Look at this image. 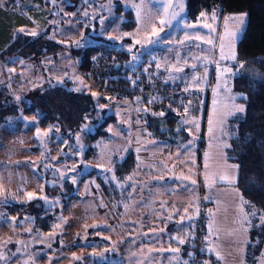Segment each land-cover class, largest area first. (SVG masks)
Listing matches in <instances>:
<instances>
[{"label":"rangeland","instance_id":"374dc122","mask_svg":"<svg viewBox=\"0 0 264 264\" xmlns=\"http://www.w3.org/2000/svg\"><path fill=\"white\" fill-rule=\"evenodd\" d=\"M64 3L59 0L51 5L46 30L52 40L67 49L77 42H92L93 36L98 35L126 53L123 66L131 68L143 61L153 62L156 64L153 69H159L166 81L172 77L171 82L183 87H207L210 83L211 88L207 102L201 97L198 113L182 114L186 140L181 145L182 159L178 156L175 161L166 154L177 148L172 145L177 141L168 144L143 129L144 117L148 115L143 111L145 106L129 97H111L92 84L79 86L81 78L76 60L68 51L43 58V62L48 60L42 67L30 66L19 59L1 64L0 83L10 84L16 99L26 98L33 81L39 77L60 76H64L59 80L66 88L72 86L103 99L96 102L94 118H87L75 129H63L55 124L42 126L35 114L21 112L0 123V264H90L92 260L121 264H183L185 261L187 264H264L261 221L264 214L233 186L236 164L228 154V140L243 114L237 109L244 108L240 101L244 94L235 88L233 79L237 75L264 78L254 66L238 61L236 56L231 59L245 24V13L220 16L216 10L189 20L185 0H82L69 9L63 8ZM117 5L121 8H116ZM124 9L132 14L125 15ZM128 19L134 24L123 27ZM154 30L158 35L153 34ZM106 114L114 115V120L103 128L104 137L91 141L88 133ZM189 127L195 130L190 133ZM178 128L179 124L173 127L175 131ZM180 137L181 133L177 132L173 138ZM153 143L159 145L153 148L156 151H148ZM87 147L95 149L90 156L83 155ZM129 150L134 155V168L128 174L112 173L113 163ZM183 163L193 181L197 175L201 180L188 189L185 198L194 204L195 213L201 196L207 207L202 242L196 248L203 255L195 258L190 247L195 245L189 222L193 217L185 228L182 209L174 216L173 210L160 213L166 209V196L160 188L150 187L144 192L140 189L142 182L137 181L147 173L154 174V167L155 173L179 177L184 174ZM91 168L97 169L105 183L111 181L115 188L112 192L115 208L96 176L80 178ZM64 180L74 185L73 192L78 198L62 208L46 230L34 231L27 213L17 218L5 208L9 201L25 202L29 193L43 196L44 183L60 185ZM161 185L166 188V180ZM173 192L172 197L176 195ZM55 200V197L44 199L47 205ZM31 207L34 203L28 211ZM150 207L155 214L147 231L149 235L138 236L130 229L132 220L142 217L136 208ZM252 212L257 215L253 216ZM172 216L180 223L175 231L166 227ZM169 234L176 235L171 238ZM181 239L185 241L183 244L179 243Z\"/></svg>","mask_w":264,"mask_h":264},{"label":"trees","instance_id":"16d2710c","mask_svg":"<svg viewBox=\"0 0 264 264\" xmlns=\"http://www.w3.org/2000/svg\"><path fill=\"white\" fill-rule=\"evenodd\" d=\"M13 2L15 0H6ZM59 0H42V3L51 8ZM63 8L69 9L73 5L81 4L82 0H63ZM120 9L121 6L117 5ZM218 10L219 15L226 13L244 12L246 16L245 24L235 43L236 59L244 64L254 66L264 75V0H185V12L189 20H195L202 14L214 13ZM127 16L132 12L129 9L122 10ZM51 14V13H50ZM220 19V18H219ZM132 19L123 23V27L132 26ZM95 39L87 43H75L74 46L67 47L57 43L49 37L46 28L43 32L32 36L21 31H17L12 40L0 50V65L12 62L15 59L32 61L37 66L43 65V58L56 54L62 50L68 51L76 60V69L84 77L88 78L87 69L91 57L105 46H110L98 35ZM79 43V44H78ZM112 48L114 60L109 63V74L106 78L98 80L96 86H109L113 89H122L128 83L125 75L130 70H136L142 74V67L150 62H146L135 67L123 66L122 62L126 53ZM118 62L119 67L113 69V64ZM134 68V69H133ZM4 70L2 71V73ZM89 79V78H88ZM39 81V82H38ZM64 82L43 78L34 80L30 86L28 95L25 97L14 96L10 89V84L3 81L0 83V123L7 117H14L18 112L22 114H35L38 124L45 126L59 125L63 129H75L84 123L87 118H94L96 113V102L102 97H94L87 91L75 88H66ZM235 88L243 92L244 97L240 99L244 103L242 117L235 126V133L228 140L229 158L236 164V179L233 186L239 193L253 206H256L264 214V78L255 79L245 75H237L233 79ZM100 91V90H99ZM113 97L112 95H110ZM131 99V97H129ZM182 114L165 112L160 115H146L145 127L156 135L157 138L172 142L176 132L173 127L182 121ZM114 120V115L106 114L102 121L98 122L95 128L88 133L91 141L104 137L105 125ZM95 149L87 147L83 155H92ZM135 166L134 155L131 150L119 160L113 163L112 173L117 175L128 174ZM96 176L102 191L109 193V201L115 208L114 187L111 181L105 183L97 173V169L91 168L82 173L80 178ZM73 184L64 180L60 185H42L43 196H33L24 201H9L5 204L8 212L17 218H22L27 213L31 219V228L34 231H41L50 228L58 213L67 204L75 200L77 193L73 192ZM108 188L112 190H108ZM113 192V193H112ZM45 197H55L52 204H45ZM34 207L28 211L30 204ZM190 222V221H189ZM194 242L195 239L191 237ZM199 244V243H198ZM193 252H197L198 245H190ZM203 252H197V256ZM90 264H121L97 262L92 260ZM191 264H196L192 262Z\"/></svg>","mask_w":264,"mask_h":264},{"label":"crops","instance_id":"0c3cea01","mask_svg":"<svg viewBox=\"0 0 264 264\" xmlns=\"http://www.w3.org/2000/svg\"><path fill=\"white\" fill-rule=\"evenodd\" d=\"M50 13H51L50 8L47 5L43 4L42 0H15L13 2L6 1V0H0V50L12 40L14 34L17 31H20V29H24L23 33H31L33 31H35L36 33L43 32L49 23ZM47 60L48 59H46L45 62H43V63H45V66H46ZM27 62H29L28 65H30V66L33 65L32 61H27ZM150 63H151L150 65L152 66L151 68H156L155 63H153V62H150ZM142 64H141V66H142ZM138 65H140V64H138ZM138 65H136V66H138ZM57 68L58 67H55V70H57ZM163 68H164L163 71L166 72L165 67H163ZM78 73H79V71H78ZM63 74H64V72H63ZM165 75H166V73H165ZM79 76L81 78V81H79L80 83H78L79 86H84L82 84H85V85L88 84V86L91 87V84H92V85H94V88H98L96 86V84H94L90 79L84 77L83 74L79 73ZM2 77L3 76L0 74V79ZM50 78L52 80H54V79L55 80H59V79L62 80L64 78V76L50 77ZM171 78L167 77L166 79H168L169 82H171V81H173ZM41 79H43V78L42 77L38 78V80H41ZM66 82H68L69 85H71L69 79H66ZM69 87H72V86H69ZM204 98H206L205 92L202 93V100ZM128 100H130V99H128ZM131 102L133 103V101H131ZM205 109H206V107H204L202 111H204ZM185 123H186V121H184V122L180 121V122H178V124H179V128L177 129L178 131H175L173 129L174 132H176V134H177V132H179L182 135V137L178 138L177 140L174 139V141H177L176 144H172V142H169L168 137H166V143H168V144L171 143L172 145H176V147H177L176 149H173L172 153L169 152L168 154H166V157L168 155H170V156L172 155V159H174L175 161H178V159H177L178 156L180 158L183 157L181 155V153H182V149H181L182 146L181 145L186 140V138L184 137V135L186 133V130L184 129ZM178 124H176V126ZM143 129L149 130L147 127H143ZM188 130L191 133L192 131L195 130V127H189ZM162 145H164V144H162ZM155 146H159V145L158 144L155 145V143H153V145H151V147H148L147 150L148 151H156L155 149L153 150V148H155ZM194 147H195V145L193 143V148ZM148 151H147V153H148ZM142 162L144 163V161H142ZM147 164L152 165L151 163H146V165ZM150 165L148 166V168L150 167ZM184 165H185L184 163H183V166L181 165L184 169V174L180 175L179 177H176V176L173 177V176L167 175V174L165 176L161 172L155 173L154 170L156 167H154V168H152L154 174L147 173L143 179L141 177H138V178L136 177V178H137V181L139 180L138 182H142L140 189L142 188L143 191L144 190L149 191L150 187L160 188L159 190L161 191V193H163L166 196V200H165L166 209H163L160 213H162L166 210V214H167L173 210V211H175V214H172L174 216L177 214L176 213L177 210L182 209V211H183V212L181 211L182 215H183L182 220H185V222H186L185 228H186V227H188L189 219L191 217H193L195 212H193V210H192V207L194 206V204L192 206L189 203L191 201H188L185 198L186 194L188 192V189H192L194 187V184L192 183L193 177L190 174H188V171L184 167ZM196 178L197 179L195 180V183L197 182V180H199L201 182L200 177L198 175L196 176ZM165 180H166V188L162 187V185H161V183ZM168 183H170V184H168ZM137 187H138V185H137ZM171 190L176 192V193L173 192L174 194H176V195H174V197L171 196V194H172ZM183 207H185V208H183ZM139 209L140 208H136L137 213L142 214V217L138 216V218H135L134 220H132L133 226H131L130 229H132L134 232L136 231L138 236H140V235L148 236L149 233H147V231L150 230V226L152 223L151 220H153L152 218H153L155 213L152 212L151 207L147 208V209H141V210H139ZM173 216L169 222H166V223L170 224L169 226H166V227L171 228L173 231H175V229L177 230L178 225L180 223H179V221H176V217L174 218ZM182 220H181V222H182ZM186 234L187 233L185 232V236H186ZM175 235L176 234H174V235L169 234V237L172 236L171 238H173V236H175ZM137 239H138V237H137ZM147 241L149 242V239H147ZM183 253H185V252L183 251Z\"/></svg>","mask_w":264,"mask_h":264},{"label":"built area","instance_id":"2783aa9c","mask_svg":"<svg viewBox=\"0 0 264 264\" xmlns=\"http://www.w3.org/2000/svg\"><path fill=\"white\" fill-rule=\"evenodd\" d=\"M114 57L110 46L100 48L91 57L87 75L94 84L98 80L108 76L109 63L114 60ZM142 71L141 75L136 70L127 72L125 80L128 84L122 89L100 86L99 90L117 98L131 97L134 102L140 103L142 107L145 106L143 111L148 115H160L169 111L173 114L194 116V113H198L200 110L199 104L203 92L206 93V102L208 100L211 88L210 83L207 87H183L178 82H167L164 80L159 69H153L147 64L142 67ZM149 101L152 102L150 103ZM206 215V202L201 196L197 213H195V216L190 221V233L195 239L196 244L202 242V232L206 222ZM194 254L195 258L197 252Z\"/></svg>","mask_w":264,"mask_h":264},{"label":"snow or ice","instance_id":"6c2138e0","mask_svg":"<svg viewBox=\"0 0 264 264\" xmlns=\"http://www.w3.org/2000/svg\"><path fill=\"white\" fill-rule=\"evenodd\" d=\"M203 15V14H202ZM240 20H241V22H243V16H241L240 17ZM161 23L163 24L164 23V21H161ZM20 31L21 32H23L24 31V29H20ZM27 34H30V35H32V36H36V35H38V33H36L35 31H33V32H31V33H27ZM154 35H158V33H156L155 32V30H154V33H153ZM138 42V41H137ZM150 43L152 42V41H149ZM208 43H211V41H208ZM224 57H223V55L221 56V59H223ZM231 59H235V54L233 53V55L231 56ZM157 67H159V65H157ZM193 67H195V65L193 66ZM179 70V69H178ZM225 71H229L228 69H225ZM153 99H155V98H153ZM150 103L152 102V101H149ZM237 111H239V112H243L244 111V108L243 107H239L238 109H237ZM197 128H198V125H197ZM73 182H75V181H73ZM192 183L193 184H195V181H192ZM28 196H29V198H32V193H29L28 194ZM252 215L253 216H256L257 214L255 213V212H252ZM261 221H262V223H264V216H262L261 217ZM185 241L184 240H179V243H181V244H183ZM178 250V249H177ZM177 250H173V251H177ZM189 255H192V254H189ZM183 264H187V262L185 261V262H183Z\"/></svg>","mask_w":264,"mask_h":264},{"label":"water","instance_id":"95a60500","mask_svg":"<svg viewBox=\"0 0 264 264\" xmlns=\"http://www.w3.org/2000/svg\"><path fill=\"white\" fill-rule=\"evenodd\" d=\"M118 67H119L118 62H115V63L113 64V69H117Z\"/></svg>","mask_w":264,"mask_h":264}]
</instances>
